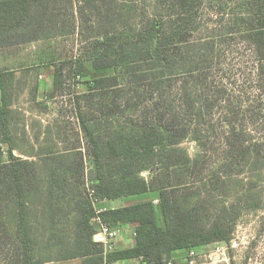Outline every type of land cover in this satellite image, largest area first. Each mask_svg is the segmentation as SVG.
<instances>
[{
    "label": "rangeland",
    "instance_id": "1",
    "mask_svg": "<svg viewBox=\"0 0 264 264\" xmlns=\"http://www.w3.org/2000/svg\"><path fill=\"white\" fill-rule=\"evenodd\" d=\"M189 2L191 7L181 10L172 6L171 0H99L88 5L75 0L73 6L62 0L56 6L55 31L49 37L0 46V72L12 71L15 76L9 114L13 154L36 161L50 151L81 153L85 167L82 188L90 197L97 165L85 126L104 153L105 142L138 122L140 104L151 102L156 94L131 83L137 77L141 86L150 82L144 81L137 69L161 72L163 64L173 62L172 68L164 69L168 81L163 94L189 123L188 135L178 146L191 158L197 153L199 157L184 166L182 176L179 169H169V184H185L187 201L183 205L197 204L195 212L202 225L218 218L231 224L228 241H213L190 250L205 254L197 258L198 264H264V56L248 39L252 7L246 0ZM144 20L164 22L170 34L181 33L173 35L176 40L184 37L170 50L177 51L176 56L166 53L158 62L155 57L139 60L137 53H126V33L141 28ZM106 30H113L110 36L116 51L112 53H105L109 48L94 42ZM102 54L114 56L118 62L95 69L92 59H108ZM56 67L61 70L62 84L49 97ZM100 75L118 76L121 86L91 90L89 82ZM103 98H114V107L109 108ZM192 101L195 109L190 115L187 106ZM235 143L248 155L238 165H229ZM177 157L181 158L179 154L162 153L154 164L146 163L151 167L140 175L148 179L160 174L162 162L170 163ZM7 159V148L1 145L0 161ZM151 197L142 194L119 198L122 201L118 202ZM39 204H34L30 215L38 249L49 240ZM108 207L100 200L95 204L101 210ZM131 234L129 230L128 236ZM17 246L12 237L0 236V264H14ZM189 251L182 252L185 262Z\"/></svg>",
    "mask_w": 264,
    "mask_h": 264
},
{
    "label": "trees",
    "instance_id": "2",
    "mask_svg": "<svg viewBox=\"0 0 264 264\" xmlns=\"http://www.w3.org/2000/svg\"><path fill=\"white\" fill-rule=\"evenodd\" d=\"M59 1L62 0H0V46L49 37L55 31L54 18ZM76 1L88 5L99 0ZM67 2L73 6L75 0ZM171 2L172 6L177 5L181 10L191 7L189 0ZM246 2L252 7L249 11L252 17L248 39L258 54L264 56V0ZM80 8L79 5L78 13L82 15ZM141 24V28L126 33L127 54L137 53L139 60L155 57L158 62L165 58L166 53L173 56L178 54L170 50L175 42L184 39L181 37L176 40L173 36H180L181 33L170 34L164 22L144 20ZM112 32L106 30L94 40L99 41L101 47L109 48L105 53L116 51L114 38L110 36ZM120 47L124 51L121 44ZM102 55L108 59L91 60L95 69L112 67L118 62L114 56ZM171 64L167 62L162 66L170 69L174 66ZM160 69L161 72L154 68L137 69L144 81L150 79V82L141 86L137 77L131 83L156 94L151 102L143 101L140 104L138 122L131 123L115 139L105 142L104 153L92 131L85 126L97 165V173L91 184L92 196L98 200L142 194L152 196L98 213L101 222L109 226L115 227L122 222L134 224V244L114 250L105 249L93 239L99 224L93 220L96 216L94 206L82 188L85 167L81 153L50 151L36 161L13 154L9 114L15 76L12 71L0 72V146L5 145L8 154L7 161H0V236L12 237L18 243L14 250V264H41L45 260L56 263L72 259H81V264L116 263L127 259H135L137 264H167L169 260L172 264H181L175 258L176 252L230 239L231 224L225 218H218L208 226L202 225L197 204L192 207L183 205L187 201L185 184H169V169H179L177 171L182 176L184 166L196 162L199 154L191 158L178 146L188 135L189 123L186 118L180 117L164 97L168 80L165 78L166 71ZM60 72L59 67L54 69L49 97L61 87ZM118 79L116 75H100L89 82V88L99 91L115 89L121 86ZM103 99L109 108L114 107V98ZM187 109L190 115L194 112V101L190 102ZM241 147L236 143L232 145L229 165H238L248 155L247 150ZM165 152L179 154L181 158L177 157L170 163L162 162L160 174H152L148 179L142 177L140 172L149 169L156 157ZM102 157H107V161H102ZM146 163L150 164L146 166ZM154 199L157 203H154ZM35 203H40L41 216L49 231L48 243L39 249L33 222L30 221ZM254 205L251 206L256 208ZM51 239L54 241L51 242Z\"/></svg>",
    "mask_w": 264,
    "mask_h": 264
},
{
    "label": "crops",
    "instance_id": "3",
    "mask_svg": "<svg viewBox=\"0 0 264 264\" xmlns=\"http://www.w3.org/2000/svg\"><path fill=\"white\" fill-rule=\"evenodd\" d=\"M118 200L122 201L121 199L100 200V201L104 204V206L108 205L109 206L108 208H117V207H120L122 205L131 203V202H129V203H123L122 204V203H119ZM115 227L119 228L120 233L116 238L109 241V244H108L106 249L107 250H114V249H123V248L131 247L134 244V235H133L134 224L122 222V223L117 224ZM129 230L132 231L131 235H133V236H131V237H130V235L128 236ZM99 238H101V237L96 232L93 236V239L95 241H98ZM175 258H176V260H179V262H182V263L185 262L184 258H182V252H176ZM67 263H69V264H81V259H72V260L67 261ZM45 264H59V262H56V263L55 262H48ZM115 264H137V261L135 259H133V260L127 259V260H121L119 262H116Z\"/></svg>",
    "mask_w": 264,
    "mask_h": 264
},
{
    "label": "built area",
    "instance_id": "4",
    "mask_svg": "<svg viewBox=\"0 0 264 264\" xmlns=\"http://www.w3.org/2000/svg\"><path fill=\"white\" fill-rule=\"evenodd\" d=\"M92 193L93 191H91L90 199H91V203L94 204V209L96 213V216L93 218V220L99 224V230L97 231V233L101 237L97 242H100L106 249L109 244V241L116 238L119 235L120 230L118 227H111L101 222L100 218L98 217V213L101 212L102 210L95 208V204L98 201V199L94 198L92 196ZM133 235H135V232H133ZM201 257H205V254H198L195 253L193 250H190L189 258H187L186 262H188V264H198L196 260L197 258H201ZM105 264H115V263L108 262ZM167 264H172V262L169 260Z\"/></svg>",
    "mask_w": 264,
    "mask_h": 264
}]
</instances>
